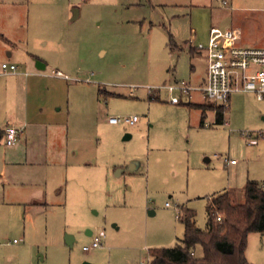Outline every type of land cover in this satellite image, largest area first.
<instances>
[{
    "label": "rangeland",
    "instance_id": "obj_1",
    "mask_svg": "<svg viewBox=\"0 0 264 264\" xmlns=\"http://www.w3.org/2000/svg\"><path fill=\"white\" fill-rule=\"evenodd\" d=\"M213 26L240 28L241 44L263 46L264 0H0V33L12 41L0 39V62L23 66L33 49L49 62L39 73L68 75L44 81L36 98L60 102L75 161L91 163L70 170L61 205L33 217L0 206V264H140L150 249L180 242L182 207L205 228L210 198L229 189L244 202L248 179L264 183V100L233 92L226 123L208 111L201 125L199 108L158 90L205 82L206 56L191 45L206 44ZM193 101L205 111L221 105ZM130 116L138 121L109 122ZM101 231L103 245L84 250ZM246 256L264 264V233L249 234Z\"/></svg>",
    "mask_w": 264,
    "mask_h": 264
},
{
    "label": "crops",
    "instance_id": "obj_2",
    "mask_svg": "<svg viewBox=\"0 0 264 264\" xmlns=\"http://www.w3.org/2000/svg\"><path fill=\"white\" fill-rule=\"evenodd\" d=\"M2 37L11 44V39L0 33V39ZM191 52H198L193 44ZM40 55L30 49L23 66L0 75V134L8 122L24 128L16 144L7 146L0 143V206L8 205L23 211L24 217H33L51 206L61 205L65 200L64 186L69 182L70 170L73 168L72 172L76 174L77 167L86 171L91 166V163L75 161L78 151L75 147L70 148L69 118L58 116L62 108H55L60 102L46 106V102L36 98L37 88L44 81L48 85L64 84L68 78L54 73H39L43 70L38 68L39 62L44 63V69L49 65ZM8 56L12 57L11 51H8ZM6 62L15 63L12 60ZM198 96L205 98L201 92L195 91L190 102L183 104L203 105L204 102L193 101ZM208 111L214 112L213 109L207 110L205 116ZM200 112L202 119V109ZM122 172L119 170L118 174ZM225 190L230 192L236 203H243L238 200L236 191Z\"/></svg>",
    "mask_w": 264,
    "mask_h": 264
},
{
    "label": "trees",
    "instance_id": "obj_3",
    "mask_svg": "<svg viewBox=\"0 0 264 264\" xmlns=\"http://www.w3.org/2000/svg\"><path fill=\"white\" fill-rule=\"evenodd\" d=\"M188 105L202 109L204 125L203 105ZM212 109L215 123H226L227 108L212 105ZM244 191L243 203H236L227 190L210 198L205 228L198 226L195 209L182 207L179 220L184 224L183 237L174 247L150 249L149 264H251L246 256L248 236L251 232L264 233V183L248 179ZM197 246L203 250L200 257L195 254Z\"/></svg>",
    "mask_w": 264,
    "mask_h": 264
},
{
    "label": "built area",
    "instance_id": "obj_4",
    "mask_svg": "<svg viewBox=\"0 0 264 264\" xmlns=\"http://www.w3.org/2000/svg\"><path fill=\"white\" fill-rule=\"evenodd\" d=\"M224 5H229L230 0H222ZM242 32L237 28L222 29L213 26L209 32L208 42L193 44V46L203 52L206 56L207 73L205 82L202 85H192L187 82H176L174 84L163 85L158 88L168 90L171 93H178V96L171 98L173 104H183L190 102L195 91L201 92L204 97L229 108V101L233 92H252L259 100H264V45L245 46L241 44ZM18 66L6 61L0 62V75L16 71ZM56 76H65L61 71H54ZM124 120L134 124L138 121L137 116L110 117L112 124L120 123ZM24 133L23 127H18L12 122L5 125L0 139L5 145L16 144ZM251 136V134L249 133ZM252 141V140H251ZM226 164H235L234 159H225ZM169 205V203H167ZM217 220H221L218 215ZM105 233L103 231L95 235L90 246H84V250L89 251L103 245ZM16 241V240H15ZM148 261H141L140 264H149Z\"/></svg>",
    "mask_w": 264,
    "mask_h": 264
},
{
    "label": "water",
    "instance_id": "obj_5",
    "mask_svg": "<svg viewBox=\"0 0 264 264\" xmlns=\"http://www.w3.org/2000/svg\"><path fill=\"white\" fill-rule=\"evenodd\" d=\"M77 16H78V11L75 13L74 18H76ZM37 66H38L39 69H44V67H45L44 63H42V62H39V63L37 64ZM0 135H1V134H0ZM151 213H154V212L152 211ZM73 240H74V238H73L71 235H68V236H67V242H68L69 244H71ZM85 264H89V263H85Z\"/></svg>",
    "mask_w": 264,
    "mask_h": 264
}]
</instances>
